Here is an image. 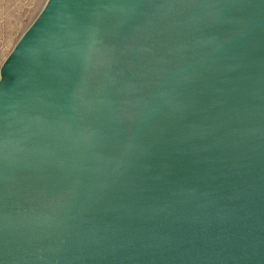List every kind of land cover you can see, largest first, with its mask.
Segmentation results:
<instances>
[{
	"label": "water",
	"instance_id": "water-1",
	"mask_svg": "<svg viewBox=\"0 0 264 264\" xmlns=\"http://www.w3.org/2000/svg\"><path fill=\"white\" fill-rule=\"evenodd\" d=\"M58 3L0 74L61 6L0 102V264H264V0Z\"/></svg>",
	"mask_w": 264,
	"mask_h": 264
},
{
	"label": "rangeland",
	"instance_id": "rangeland-1",
	"mask_svg": "<svg viewBox=\"0 0 264 264\" xmlns=\"http://www.w3.org/2000/svg\"><path fill=\"white\" fill-rule=\"evenodd\" d=\"M47 2L48 0H0V74L19 45L23 33L43 14L42 10Z\"/></svg>",
	"mask_w": 264,
	"mask_h": 264
},
{
	"label": "flooded vegetation",
	"instance_id": "flooded-vegetation-1",
	"mask_svg": "<svg viewBox=\"0 0 264 264\" xmlns=\"http://www.w3.org/2000/svg\"><path fill=\"white\" fill-rule=\"evenodd\" d=\"M58 1L60 3L61 0H58ZM56 9H58L59 13L60 11H62V7L59 5H57ZM64 16L65 14L62 13L61 16L51 17L46 27L43 29L40 36L31 37L30 35V38H29L30 40L28 41H31V42H27L28 44L26 43L25 44L26 46L24 45V47L21 48V50L24 52L22 54H19L20 57H22L23 62H24L22 65L21 71H20L21 76L15 77L16 80L14 79L15 82L12 86L10 87L5 86V85L2 86L1 93H0V102L9 99L14 94H19L24 88L25 84L30 81V78L33 74V69L35 67V57L40 55L39 52L41 49L45 48L43 46V43L46 41V36H48L49 34H52L53 31H51V29L54 27V21H57L63 18ZM24 67L25 68L27 67V69H23ZM29 145H21L19 147L16 146L15 148L12 147L13 148L12 151L8 150L11 148L4 146L3 148H0V159L5 158L7 156L13 157L17 155L16 153L19 154L21 152H25V150H27ZM11 153H13L14 155H11Z\"/></svg>",
	"mask_w": 264,
	"mask_h": 264
},
{
	"label": "trees",
	"instance_id": "trees-1",
	"mask_svg": "<svg viewBox=\"0 0 264 264\" xmlns=\"http://www.w3.org/2000/svg\"><path fill=\"white\" fill-rule=\"evenodd\" d=\"M61 15H62V13H58V14L55 13L54 16H55V17H58V16H61ZM54 16H51V17H54ZM51 17H50V18H51ZM50 18H48V20H46L45 25H44V28L46 27V25H47V23H48V21H49ZM29 38H30V37H29ZM29 38H28V39H29ZM25 44H26V43H25ZM21 58H22V57H21ZM27 61H29V60H27ZM23 69H27V67H26V68L24 67ZM20 70H21V69H20ZM14 72H15V77H18V75H19V76L21 75V74H19V71H18V70H17V71H14Z\"/></svg>",
	"mask_w": 264,
	"mask_h": 264
}]
</instances>
